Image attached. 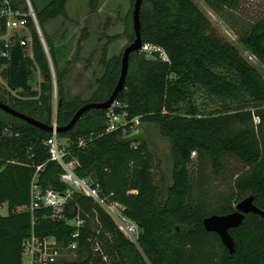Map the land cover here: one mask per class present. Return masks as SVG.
<instances>
[{
    "label": "trees",
    "instance_id": "trees-1",
    "mask_svg": "<svg viewBox=\"0 0 264 264\" xmlns=\"http://www.w3.org/2000/svg\"><path fill=\"white\" fill-rule=\"evenodd\" d=\"M22 1L12 3L25 7ZM44 1L37 8L30 0L48 52L29 19L33 59L26 58L29 80L36 72L43 80L38 89L13 88L9 59L0 56L1 73L10 89L0 84V101L48 125L55 121L64 126L83 104L109 98L120 75L122 53L108 57L112 37H107L99 58L104 72L96 79V91L87 100L68 99L65 78L70 62L60 68L67 49L55 45L45 30L48 21L67 16V0ZM99 1H89L91 12ZM204 2L216 13L238 6V0ZM140 22L142 44L161 48L168 60L158 51L130 54L125 87L115 99L120 107L114 110L127 113V124L107 132V110L91 109L72 129L57 133L67 139L65 161H78L76 175L94 181L107 201L120 203L123 214L138 226L139 236L130 240L93 199L75 193L77 204L69 205L67 215L72 218L78 205L85 220L77 229L78 258L60 264H264V214L250 213L230 229L235 242L232 254L217 233L203 226L204 218L235 211L248 195L264 213V22L237 38L261 68L217 35L193 0H143ZM127 31L132 42L133 26ZM197 87L219 101L216 110L200 112L193 100ZM0 113V207H7V214H0V264H21L22 244L32 230L54 236L66 247L76 228L65 220L50 219V209H22L30 204L32 182L59 192L67 185L60 180L62 166L50 159L47 141L52 133L1 109ZM135 117L157 124L161 135L172 141V183L163 200L147 143L126 138ZM196 154L195 170L191 163ZM203 159L216 181L231 172L224 189L206 178ZM231 159L236 161L233 169ZM97 244L100 248L95 250Z\"/></svg>",
    "mask_w": 264,
    "mask_h": 264
},
{
    "label": "rangeland",
    "instance_id": "rangeland-1",
    "mask_svg": "<svg viewBox=\"0 0 264 264\" xmlns=\"http://www.w3.org/2000/svg\"><path fill=\"white\" fill-rule=\"evenodd\" d=\"M89 1L67 0V16L58 17L45 24V30L52 42L58 46H65L63 50L67 49V58L60 68L63 69L66 63L70 62V70L65 78V94L68 99L78 96L81 100H87L96 91V79L104 72L99 58L107 37H112L108 43V57L118 56L130 43L127 28L129 25L133 26L132 0H100L95 12L90 11ZM193 1L210 18L217 35L232 42L252 65L260 67L257 60L243 48L237 38L238 34L249 31L255 23L264 22V0H238L235 10L224 8L219 13L211 10L204 0ZM22 3L24 5V0ZM33 3L37 8H41L45 1L33 0ZM262 71L264 74V68ZM34 75L29 82L32 88L38 89L43 77L37 72ZM0 84L2 88L10 90L7 83L0 82ZM193 100L200 112H212L219 107V101L213 99L200 87L195 88ZM126 138H137L147 143L154 159V177L159 189V200H163L168 186L172 183V141L161 135L157 124L141 121L132 128V132ZM60 141L65 147L68 145L66 138H60ZM193 158L191 168L196 170L199 160L197 154ZM235 165L236 161L231 159L229 163L231 169ZM203 169L206 178L215 181V185L221 190L224 189V183H228L231 178V172L227 171L225 177L214 180L211 166L206 159H203ZM0 213L7 214L5 205L0 208Z\"/></svg>",
    "mask_w": 264,
    "mask_h": 264
},
{
    "label": "built area",
    "instance_id": "built-area-1",
    "mask_svg": "<svg viewBox=\"0 0 264 264\" xmlns=\"http://www.w3.org/2000/svg\"><path fill=\"white\" fill-rule=\"evenodd\" d=\"M24 5L25 7L14 5L12 0H0V33L3 32L0 35V40L2 41L3 46L0 48V56L2 57L9 59L10 47L14 44L15 40L18 39L25 58L28 57L33 59L32 37L28 25L29 19L33 21L43 47L45 51L48 52L30 0H24ZM140 51L148 53L158 51L162 59L168 60L167 55L161 48L151 44H144ZM3 68L4 65H0V82L6 84L1 73ZM53 82L55 83L54 75ZM118 107H120V103L114 101L110 108L107 109V116L109 118L106 128L107 132L116 129L119 124H127L126 112L119 114L114 112ZM131 122H133L134 127L139 124L140 121L138 117H135ZM52 125L54 130L51 132L52 135L47 141L50 159L62 166L63 172L60 176V180L67 185V189L64 192H59L51 188L43 190L34 181L31 184L30 204L22 209H27L31 212L40 208L50 209V219L65 220L70 226L75 227L76 231L72 234V240L68 245L63 247L59 244L56 237L40 235L32 230L31 234L26 237L22 244L23 250L21 264H60L65 260H75L78 258L77 249L79 230L77 229L84 226L85 220L80 217V207H78V205L75 207L74 216L72 218H69L67 215L69 205L74 202L75 193L93 199V201L107 212L117 225L118 229L123 232L125 236L132 241H136L139 236V228L123 214V206L117 201H107L105 197H102L99 186L91 179L77 176L75 168L78 165V161H65V146L57 136L56 122L54 121ZM192 154H195V152ZM40 169L41 166H38L37 171ZM74 204L77 203L74 202ZM34 223L35 221L33 220L32 224ZM87 241H90V238H88ZM99 248L100 247L97 244L95 250H98ZM103 260L107 261V256L104 254Z\"/></svg>",
    "mask_w": 264,
    "mask_h": 264
},
{
    "label": "water",
    "instance_id": "water-1",
    "mask_svg": "<svg viewBox=\"0 0 264 264\" xmlns=\"http://www.w3.org/2000/svg\"><path fill=\"white\" fill-rule=\"evenodd\" d=\"M143 0H135L133 5V30L135 38L130 42L123 50L121 56V68L118 81L109 96V98L102 102H88L83 104L74 113L71 120L64 126H57L56 132H64L72 129L77 121L84 115L85 112L91 109H103L107 110L115 101L117 95L123 90L126 83V76L129 67L130 54L133 52H139L142 49V39H141V22H140V11L142 7ZM9 84L13 88L20 90H30L32 84L29 82L28 66L26 58L23 54V49L20 45L18 39L15 40L14 44L10 47L9 54ZM0 109L17 117L28 124L34 125L41 128L47 132H53V125H48L34 117L26 115L18 110L14 109L12 106L0 101ZM250 213L263 215V211L259 209L253 202V197H246L239 201L235 206V211L224 214V215H210L204 218L203 226L206 231L215 232L219 235L224 246L232 254L235 250V242L230 234V229L237 228L241 225L246 215Z\"/></svg>",
    "mask_w": 264,
    "mask_h": 264
}]
</instances>
